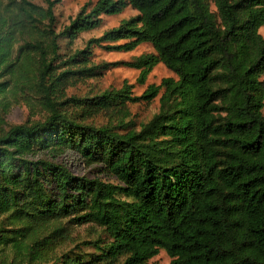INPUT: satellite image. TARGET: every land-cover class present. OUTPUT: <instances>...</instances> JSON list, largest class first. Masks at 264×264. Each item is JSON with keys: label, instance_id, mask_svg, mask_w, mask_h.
<instances>
[{"label": "trees", "instance_id": "obj_1", "mask_svg": "<svg viewBox=\"0 0 264 264\" xmlns=\"http://www.w3.org/2000/svg\"><path fill=\"white\" fill-rule=\"evenodd\" d=\"M59 1L0 0V102L22 92L44 109L40 120L10 124L0 104V216L18 223L16 238L0 225V244L22 250L23 264H49L36 246L93 223L107 240L86 244L99 252L68 250L53 264H149L160 249L169 264H264V0H96L58 31ZM126 6L137 16L61 53L60 39ZM142 43L154 52L92 60L94 47ZM158 63L175 77L140 95L127 82L67 95L117 64L138 69L142 84ZM160 91L158 111L137 127L128 104ZM97 114L112 119L88 122ZM74 164L114 181L76 175Z\"/></svg>", "mask_w": 264, "mask_h": 264}, {"label": "rangeland", "instance_id": "obj_2", "mask_svg": "<svg viewBox=\"0 0 264 264\" xmlns=\"http://www.w3.org/2000/svg\"><path fill=\"white\" fill-rule=\"evenodd\" d=\"M32 2L46 7V0H31ZM96 0H60L55 4L54 14L56 17V29L59 31L69 24V21L74 18L77 12L85 5L90 8ZM211 2V0H210ZM211 8L214 10V5L211 3ZM138 12L130 6H126L122 12L116 15H102L101 23L98 27L89 31L82 32L78 37L71 40L69 38L60 39L61 53H70L75 49H81L85 46L86 42L90 38L100 36L105 30L117 26L121 20L136 17ZM259 32L264 36V25L260 27ZM92 60L96 63L100 62H118L131 61L134 58L147 53H153V48L148 43H142L135 49L123 52V51H109L102 47H94ZM139 70L127 67L123 64H117L111 66L102 72L101 75L96 77L86 78L84 81H78L73 86L67 89V95H75L77 97L92 96L96 93L102 92L106 89H119L124 82L132 84V94L140 95L148 85H159L161 80L166 77H175L174 74L165 67L164 64L158 63L147 75L144 83L140 84L137 81ZM161 92L156 98L150 102H136L128 104V110L130 111L131 119L136 123L137 127L141 122H145L150 119L159 109V97ZM6 104L5 119L10 124L33 122L40 120L44 115V109L38 104L37 99L31 98L29 95L19 92L17 94H8L6 99L0 104ZM112 119L105 114H97L88 119V122H93L98 125L106 124ZM72 166V165H71ZM76 175H87L92 177H100L103 180L114 181L112 177L100 172L98 167L85 166L84 164H74L71 168ZM7 215L0 216V225L5 229V234L9 238H16L11 229L17 227V220L13 216ZM20 227V225H18ZM52 225H46L44 227L38 226V232L41 235L50 233ZM64 232V236H58V238L49 244H43L36 246L37 253L45 254V257L49 264L54 262L51 258L60 255L62 252L68 250L79 251L89 253H98L91 244H86L87 241L96 240L101 237L103 240H107L105 235L99 227L93 223H87L82 225H70ZM105 243V242H104ZM102 245V244H101ZM14 257H18L16 263ZM170 257L167 253L160 249L158 254L149 260V264H169ZM25 258H23L22 250L17 251L11 242L7 244H0V264H23ZM115 264V262H114Z\"/></svg>", "mask_w": 264, "mask_h": 264}]
</instances>
